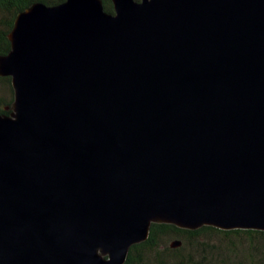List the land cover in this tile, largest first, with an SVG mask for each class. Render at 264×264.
<instances>
[{
    "label": "water",
    "instance_id": "obj_1",
    "mask_svg": "<svg viewBox=\"0 0 264 264\" xmlns=\"http://www.w3.org/2000/svg\"><path fill=\"white\" fill-rule=\"evenodd\" d=\"M110 2H36L8 33L0 264H123L152 223L264 230V0Z\"/></svg>",
    "mask_w": 264,
    "mask_h": 264
},
{
    "label": "trees",
    "instance_id": "obj_2",
    "mask_svg": "<svg viewBox=\"0 0 264 264\" xmlns=\"http://www.w3.org/2000/svg\"><path fill=\"white\" fill-rule=\"evenodd\" d=\"M64 0H0V55L10 49L8 33L16 15L42 2L56 5ZM112 11L110 0H102ZM14 92L9 76L0 75V114H9ZM173 241H180L173 246ZM123 264H264V230L221 229L203 225L196 229L168 223H152L148 237L130 246Z\"/></svg>",
    "mask_w": 264,
    "mask_h": 264
}]
</instances>
